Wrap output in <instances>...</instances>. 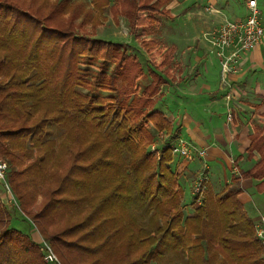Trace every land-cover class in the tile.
Returning a JSON list of instances; mask_svg holds the SVG:
<instances>
[{"label":"trees","instance_id":"trees-1","mask_svg":"<svg viewBox=\"0 0 264 264\" xmlns=\"http://www.w3.org/2000/svg\"><path fill=\"white\" fill-rule=\"evenodd\" d=\"M167 2L90 0L89 9L75 0H0V159L21 212L60 264H264L238 199L241 179H257L264 193V132L249 136L253 165L221 192L205 185L186 214L172 167L178 136L153 99L171 77L173 49L150 65L152 81L138 95L134 83L144 72L136 60L71 30L80 15V27L89 22L94 32L106 9L130 28L149 24L153 13L172 17ZM52 126L62 130L53 138ZM150 127L169 137L159 150L150 149ZM11 220L0 201V264H51L44 246Z\"/></svg>","mask_w":264,"mask_h":264},{"label":"crops","instance_id":"crops-1","mask_svg":"<svg viewBox=\"0 0 264 264\" xmlns=\"http://www.w3.org/2000/svg\"><path fill=\"white\" fill-rule=\"evenodd\" d=\"M178 1L171 0L169 5L172 18L178 16ZM207 6H212L216 12H208ZM202 11L213 26L208 29L206 43H203L210 53V33L225 18H230L225 17L213 4L205 5ZM244 15L245 4L240 18ZM214 19L217 20L216 25ZM261 22L264 26V19L261 18ZM150 29L152 33L154 30L152 27ZM184 47L179 41L173 44L177 60H169L171 77L153 97L156 102L154 108L172 122L173 131L178 137L187 139L195 148L206 150L204 157L194 154L196 159L188 162L179 156L174 158L172 167L178 173L179 180L191 181L192 188L198 173L191 165L193 162L201 166L205 164L206 185L218 193L258 158L256 152L248 155L246 149L250 144V134L264 131V36L260 44L242 56L235 71L226 75L221 70L219 60H184ZM227 94L229 99L226 98ZM257 182V179L250 178L239 181L242 192L238 199L253 221L259 215H264V193L255 190Z\"/></svg>","mask_w":264,"mask_h":264},{"label":"rangeland","instance_id":"rangeland-1","mask_svg":"<svg viewBox=\"0 0 264 264\" xmlns=\"http://www.w3.org/2000/svg\"><path fill=\"white\" fill-rule=\"evenodd\" d=\"M54 1V0H53ZM76 2H80L84 8H91L90 0H75ZM246 0H217V1H209V0H179V13L178 16L172 18L168 15H158L151 14L149 12H144V14H151L154 17L153 22L149 23V27L147 24L137 25L134 28H130L128 20L118 13L117 15L109 16L108 11L106 9L105 13H107V18L100 25H97L92 32L90 23H86L83 27H80L81 16L79 15L73 20V30L76 34H87L92 33L93 37L98 39H103L106 41H110L118 51V53H123L130 58L129 60H136V63L142 67L144 72L143 75L138 77L135 80L134 86H136V93L138 95L143 94L146 86L152 81L151 77L148 75V68L153 66L152 64H158L161 56L169 50V48L173 49L169 60H177V56L174 52L173 44L176 41L182 42L185 46L184 49V60H219V58L215 55L214 51L210 49V53L205 48L203 43H206V33L208 29L213 27L209 23V18H206L204 12L202 11L205 5L213 4L216 9H219L225 17H229L230 19L240 18L243 15L244 11V2ZM171 0H168L166 4L163 5L162 8L169 11ZM258 9L261 11V18L264 19V0H257ZM170 13V12H169ZM170 16L171 13H170ZM189 16L190 18L188 19ZM158 20V22H157ZM217 20L214 19L213 22L215 24ZM157 22V23H155ZM217 24V23H216ZM215 24V25H216ZM153 28V32L151 33V27ZM178 39V40H177ZM149 42V48H146L143 43ZM208 52V53H207ZM209 54V55H208ZM151 65V66H150ZM81 68L92 69L93 66L85 65L80 63ZM113 67V64H107V71L109 72ZM161 87H159L160 89ZM83 91H85L83 89ZM133 93V92H132ZM132 93L130 96H132ZM101 94H106L105 92ZM171 98V95L169 96ZM156 102H154V107ZM159 106V104H157ZM151 131L154 134L153 144L150 146L151 150H159L164 142L169 139L166 135L163 137L162 133L151 128ZM53 133L51 134V138L59 135L62 130L52 126ZM262 131V130H261ZM264 132V131H263ZM173 154V153H172ZM177 155H174V158ZM184 159V158H183ZM196 158L193 156V160ZM185 160V159H184ZM5 162V161H4ZM188 162V160H186ZM6 164V162H5ZM192 169L195 170L198 174L203 169L199 163L193 162L191 165ZM8 174V167L6 164V177ZM198 177V175H197ZM196 177V178H197ZM196 180V179H195ZM8 181V177H7ZM180 181V180H179ZM9 184V182H8ZM180 184L183 189V203L184 210L186 214H191L193 211V206L196 204H200L202 201V197L197 201L193 199L194 194L192 193L193 187L191 188V181L188 183L187 179H181ZM10 186V184H9ZM10 191L12 193L13 198L9 197V194L4 192L0 188V201L6 207V209L11 213L12 220L11 226L23 231L27 232L33 236L39 243H41L47 251L49 248L52 249L48 245V243L43 239V237L38 233L31 220L26 217L20 210V206L18 204V200L10 187ZM262 198V197H261ZM42 195H38L35 200L34 210L37 211L42 203ZM264 200V199H263ZM253 212V211H251ZM249 215V214H248ZM253 215V213H252ZM53 252V251H52ZM55 255V253L53 252ZM56 261L50 262L51 264H60L57 256ZM151 264H156L152 262Z\"/></svg>","mask_w":264,"mask_h":264},{"label":"built area","instance_id":"built-area-1","mask_svg":"<svg viewBox=\"0 0 264 264\" xmlns=\"http://www.w3.org/2000/svg\"><path fill=\"white\" fill-rule=\"evenodd\" d=\"M245 15L239 19L225 18L220 24L214 28L210 33L211 49L219 58L221 70L224 75L228 72H234L235 67L238 65L242 56L253 50L258 44L261 43L264 36V26L260 18V10L258 9L256 0L245 1ZM208 12H216L212 6H207ZM229 99V94L226 95ZM228 119L231 115L228 113ZM162 133L163 137L165 133ZM167 137V135H166ZM171 151L185 160L191 161L194 154L204 157L206 150L204 148H195L193 144L185 138L177 137L171 144ZM203 169L200 171L196 178L192 193L197 195L198 201L204 192L207 176L205 174L206 165L203 164ZM0 188L9 194V197L14 199L10 191V186L6 177V164L0 159ZM15 201V199H14ZM254 228L257 237L260 239L263 246L264 255V215H259L254 221ZM47 262L56 261L53 252L47 248L45 255Z\"/></svg>","mask_w":264,"mask_h":264}]
</instances>
